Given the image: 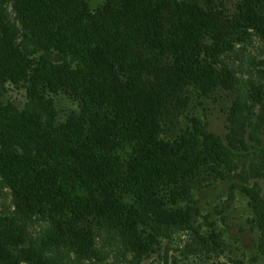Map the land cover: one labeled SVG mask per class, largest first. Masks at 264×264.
Returning <instances> with one entry per match:
<instances>
[{"label":"trees","instance_id":"trees-1","mask_svg":"<svg viewBox=\"0 0 264 264\" xmlns=\"http://www.w3.org/2000/svg\"><path fill=\"white\" fill-rule=\"evenodd\" d=\"M255 38L264 52V0H0V197L14 206L0 264L102 259L113 244L141 261L184 232L206 247L194 192L222 180L251 198L264 251V58L258 82L231 58ZM9 80L30 81L23 107ZM40 85L79 109L58 117ZM191 86L235 91L223 134L197 116L168 127Z\"/></svg>","mask_w":264,"mask_h":264},{"label":"rangeland","instance_id":"rangeland-1","mask_svg":"<svg viewBox=\"0 0 264 264\" xmlns=\"http://www.w3.org/2000/svg\"><path fill=\"white\" fill-rule=\"evenodd\" d=\"M107 0H89V10L95 11ZM11 6V5H10ZM10 17L15 21L16 14L14 8H9ZM31 37V33L23 30ZM28 39H25L27 42ZM34 45L30 44L28 49L33 50ZM263 43L255 38L254 42L247 47H240L231 58L233 62L239 64L238 69L244 79H252L253 82L260 81L258 68L264 58L262 51ZM258 66V67H257ZM264 68V65H262ZM29 77L32 73H28ZM247 83V81H246ZM245 83V84H246ZM30 81L13 82L11 80L5 85V99L15 102L19 107H23L29 97ZM246 86V85H245ZM247 87L243 91H247ZM59 87L56 86L57 91ZM40 92L54 100V109L58 111V117H65L70 110L79 109L77 100L57 91L52 92L48 88L40 85ZM235 91L230 92L220 90L207 96L198 88L191 86L188 95H183V102L180 114L173 122H169L171 130L178 131L180 126L190 121L191 116H197L204 122H209V127L215 132L225 131L227 114L232 104ZM260 108V107H259ZM184 114V115H182ZM264 143V134L261 135ZM261 178H257L259 190L264 196V168L261 169ZM254 180H251V183ZM241 181H235V183ZM229 180L215 182L210 187L200 188L194 192V197L199 201L201 215L199 221L202 223L203 231L206 232L208 244L206 247L193 245L187 249L186 244H194L190 233L176 234L171 240L163 239L161 249L151 256H146L141 261L133 260L132 252H127L124 247L109 245L103 252L102 259H85L80 261H70L69 264H264V251L259 246V232L253 222L254 216L251 208V198L242 193L238 185ZM9 189H4L1 195L0 210H11ZM206 220L214 227L207 226ZM33 228V227H32ZM40 225L34 231L39 232ZM212 230L216 235H212ZM215 248L216 251H212ZM15 253H18L17 251ZM74 257V256H73ZM26 264V263H23Z\"/></svg>","mask_w":264,"mask_h":264}]
</instances>
